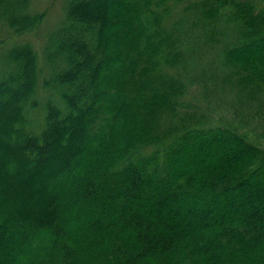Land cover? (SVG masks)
Wrapping results in <instances>:
<instances>
[{
  "label": "trees",
  "instance_id": "obj_1",
  "mask_svg": "<svg viewBox=\"0 0 264 264\" xmlns=\"http://www.w3.org/2000/svg\"><path fill=\"white\" fill-rule=\"evenodd\" d=\"M31 3L0 0V264H264V145L187 97L264 137V0H67L40 51Z\"/></svg>",
  "mask_w": 264,
  "mask_h": 264
},
{
  "label": "rangeland",
  "instance_id": "obj_2",
  "mask_svg": "<svg viewBox=\"0 0 264 264\" xmlns=\"http://www.w3.org/2000/svg\"><path fill=\"white\" fill-rule=\"evenodd\" d=\"M67 0H32L31 9L33 11H45V21L38 32L34 34L28 35L24 37V40L30 41L35 45V47L40 51L45 42V36L47 32L51 31L56 25L62 20L65 13V4ZM184 5L179 6L175 9L177 13L183 8ZM215 58V52H208L206 55V59L204 61H210ZM205 92L200 88H193L188 93V98L199 99L198 103L202 105H206L210 107V111L207 110V117L209 121L207 123L213 125H221V126H231L237 128L241 133L245 134L252 141H256L259 144L264 145V137L261 135H257L255 132L248 130L249 128L244 127L243 119L246 120L247 117L244 116L241 118L238 113L234 109L233 103V95L229 93H222L221 91H210L207 95H212L210 97V104L206 100V97L203 96ZM192 94V95H191ZM262 129H258L261 131Z\"/></svg>",
  "mask_w": 264,
  "mask_h": 264
}]
</instances>
